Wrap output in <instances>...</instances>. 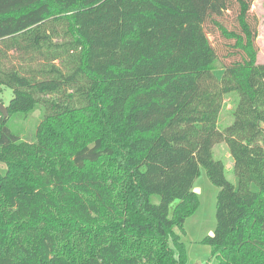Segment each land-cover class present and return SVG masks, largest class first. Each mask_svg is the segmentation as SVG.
<instances>
[{
	"label": "trees",
	"instance_id": "1",
	"mask_svg": "<svg viewBox=\"0 0 264 264\" xmlns=\"http://www.w3.org/2000/svg\"><path fill=\"white\" fill-rule=\"evenodd\" d=\"M255 1L0 0V95L14 94L0 112V264H185L176 230L201 167L220 189L203 243L218 264H264ZM234 4L238 31L220 21ZM207 23L241 56L221 80ZM39 109L32 142L8 127ZM221 143L237 186L213 157Z\"/></svg>",
	"mask_w": 264,
	"mask_h": 264
},
{
	"label": "rangeland",
	"instance_id": "2",
	"mask_svg": "<svg viewBox=\"0 0 264 264\" xmlns=\"http://www.w3.org/2000/svg\"><path fill=\"white\" fill-rule=\"evenodd\" d=\"M251 16L253 23L255 18L258 21L257 28L259 37L256 42L259 49L258 63L264 64V0L255 1L251 9ZM220 21L229 30L238 31L237 6L234 4L231 10L226 12ZM205 30L208 32L210 41L218 56L215 75L221 80L225 67L232 65L234 62L241 61V56L236 54L240 52L231 48L234 42L223 38L218 29L211 23L205 25ZM1 89L2 93L0 98L6 107L9 105L14 94L10 88L1 87ZM238 101V93H232L225 97L224 107L219 118V130L221 132H224L233 124V112ZM41 109L29 115L17 114L12 116L8 121V127L15 134L19 135L22 140L32 142L35 138L37 126L43 118ZM213 157L216 161H222L224 163L228 180L237 186L238 179L234 172V160L230 155L228 146L225 143L216 145L213 149ZM200 171V175L193 187L194 193L198 196L199 203L194 212L186 218L184 231L181 232L178 229L176 231L181 237V243L185 245V264H218L212 247L203 243V241L207 236H212L216 230L217 197L220 189L210 181L204 167H201ZM254 189L256 190V187ZM152 201L158 204L159 197L153 196ZM177 204L178 201L173 204V210Z\"/></svg>",
	"mask_w": 264,
	"mask_h": 264
},
{
	"label": "water",
	"instance_id": "3",
	"mask_svg": "<svg viewBox=\"0 0 264 264\" xmlns=\"http://www.w3.org/2000/svg\"><path fill=\"white\" fill-rule=\"evenodd\" d=\"M0 112L2 113L4 119H7L8 111H7V108L3 104L0 105Z\"/></svg>",
	"mask_w": 264,
	"mask_h": 264
}]
</instances>
